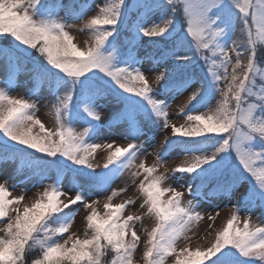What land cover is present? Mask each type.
Wrapping results in <instances>:
<instances>
[{"label":"snow or ice","instance_id":"obj_1","mask_svg":"<svg viewBox=\"0 0 264 264\" xmlns=\"http://www.w3.org/2000/svg\"><path fill=\"white\" fill-rule=\"evenodd\" d=\"M49 5L63 17L38 18ZM91 12L95 15L85 20ZM81 20L91 33L84 49L70 33ZM238 22L247 36L244 41L237 37ZM125 31L129 35L122 41ZM143 38L151 51L138 56ZM0 39L6 44L0 46V80L10 85L23 70L35 83H47L55 97V126L46 129L36 117L34 102L0 89V163L22 153H40L47 169L56 170L57 180L22 209L24 196L8 199L10 192L0 183V219L5 221L0 228L5 233L0 237V264H27L26 255L35 245L39 251L31 264H135L140 243L135 222L141 217L123 215L132 201L113 206L109 196L100 215L95 207L98 201L88 203L80 189H106L142 148L133 142L144 134L141 124H156L155 116L164 118L163 128L169 127L166 94L197 84L188 98L189 103L196 102L191 111L207 107L210 95L219 93L221 99L208 113L187 115V125H172V135L186 139L166 137L161 146L167 145L165 152L157 154L161 161L172 147L184 146L190 158L171 171L188 174L176 178L191 181L187 191L192 199L183 205V192L161 187L165 175L152 177L156 166L139 165L146 173V182L138 186L143 196L140 207L155 222L150 231L145 230L143 262L165 264L167 257L175 256V264H264V227L251 222L253 209H264V69L258 66L264 62V0H103L100 4L95 0H0ZM145 61L150 62L146 69L141 67ZM200 61L203 75L197 79ZM153 72L152 85L158 88L150 85L146 75ZM113 101L121 107L110 114L107 127L121 131L128 143L111 151V143H90L89 139L102 126V103ZM77 123L87 125L82 133L73 127ZM37 126L39 132L34 134ZM101 147L110 152L103 165L106 171L97 178L99 165H93L89 157ZM117 161L116 167H109ZM66 172L82 183L62 189L59 177ZM165 193H171L167 200L162 199ZM60 196L67 199L62 201ZM217 196H236L234 208L247 212L243 226L233 212L210 246L178 250V241L186 239L192 224L202 219L193 201ZM76 204L88 210L85 219L91 235L63 239L79 210H73ZM11 205H16L11 208L14 216L9 212ZM57 234L62 242L51 238Z\"/></svg>","mask_w":264,"mask_h":264},{"label":"rangeland","instance_id":"obj_2","mask_svg":"<svg viewBox=\"0 0 264 264\" xmlns=\"http://www.w3.org/2000/svg\"><path fill=\"white\" fill-rule=\"evenodd\" d=\"M46 1V0H44ZM97 4L103 3V0H95ZM38 18L40 19H47V18H59L63 17V13L57 11L55 13L42 16L40 13L37 14ZM92 15H95V12H91L88 16L85 17L89 19ZM65 23H71L70 20H65ZM84 21H76L75 27L70 29V33L74 36V43L84 49L87 47V41L91 39V33L88 29L83 27ZM125 34H128L126 31L121 34L122 38ZM242 33L240 32V24L238 22V29H237V37L244 41L241 38ZM247 39V36L245 40ZM141 47L138 50L139 54H144L145 51H151L147 47V40L143 38ZM0 46L6 47L4 42H0ZM259 48V45H258ZM234 58V53L231 54ZM41 59V58H40ZM264 63V62H263ZM150 63H144L141 65L142 68L146 69ZM262 69L264 67L262 64L259 63L258 65ZM156 73H146L147 78L149 80L150 85H152V78ZM259 84V80H258ZM154 88H158V85H152ZM224 82H220V87H224ZM33 87V81L31 79V74L28 76L23 75L20 73L18 85L14 88H10L6 85H2L0 83V89L6 91L8 94L16 97V98H23L30 100L36 104V117L45 125L46 129H52L55 126V116L54 110L52 109V104L55 102V98L49 95V92L44 90L40 95L33 97L31 96V89ZM195 90V87L192 88L188 93L184 95H180L175 98H171L167 96L168 99V107H167V117L169 120V127L163 128V117L157 119L153 116V120H156V124L152 123H145L141 124L142 130L144 132L143 135H140L136 138L134 143L138 145H142V148L137 153L136 159L133 161L132 165L127 167V169L120 174L117 178H113L110 184L106 189L95 188L91 186H85L80 190L83 191L86 195L87 202L92 203L93 201H98L95 205L98 213L100 215L104 214V204L107 201V197L112 196L111 204L113 206L125 203L126 201H132L129 203L128 206L123 210V215L126 217L127 215H138L141 217L140 221L135 222V227L137 234L140 236V243L137 247V250L134 254V261L135 264H144L143 262V250L145 246V241L147 240L145 230H151L154 226V220L146 214V209H142L140 204L143 202V196L139 192V184L145 181L146 173H144L143 169L139 168V165L143 163L145 167L151 168L156 166V171L152 173V177H157L160 175H165L167 179L161 185L162 188L166 187H174L176 191H181L184 193L182 196V203L183 205H187L188 201L192 199L188 192L186 191L185 185L189 183L190 180L180 181L176 177L184 175L187 176L188 174H180L170 176V171L178 166H183L186 158H190V156L182 157V158H175L173 156H169L168 158H164L161 161H158V153H163L167 148H162L161 146L165 142V138L172 139L175 141H179L180 139H185L184 137L173 136L172 135V125L176 127H181L187 125L189 122L187 121V115H181L182 111H185L191 104L189 103V97L192 94V91ZM63 93H61L62 95ZM221 99L219 93H217L215 100L210 105V107L202 112H199L195 115H202L209 112V109H215L217 106V102ZM121 107L120 102H109L106 105L103 103L102 109L104 111V120L101 122L103 124L99 129L96 130V134L92 136L90 134L89 142L95 143H111L113 145L114 151L116 147H126L128 140L124 139L121 131H112L109 130L107 127V122L109 120L110 114H112L115 110ZM77 132L82 133L84 131V127L81 125L75 124L73 126ZM39 132V126L33 128V133ZM208 135V134H207ZM32 151V150H30ZM110 150L105 149L103 147L98 148L96 152L89 157L90 162L93 165H99V167L95 168L96 172H100L101 169H104L103 165L107 162V157L109 155ZM39 156H42L40 153H36ZM199 154V153H197ZM234 154V153H233ZM196 155V154H194ZM235 155V154H234ZM62 159V158H61ZM77 167V166H73ZM48 168V162L45 160L43 163L37 167L36 173H29V170L26 167L20 166V163L17 164H3L1 171H0V183L5 184L10 192V196L8 199H13L15 197L24 196V200L20 203V208L22 209L25 204H31L39 196L48 188L49 185H53V181L56 177V170L53 168ZM41 170H45L41 172ZM35 171V170H34ZM138 172L139 174L135 177L132 173ZM194 175V174H193ZM68 176V177H67ZM61 185V188L68 191L73 189L76 185L81 184L82 181L78 180L76 177L68 174ZM25 178V179H24ZM151 178V177H150ZM149 178V179H150ZM23 182H21V180ZM15 182H20L18 185ZM15 186V187H13ZM243 191V190H241ZM115 193V195H113ZM72 198L75 197V192H71ZM171 193H165L162 196L163 200H167L170 197ZM60 200H66L65 196H60ZM193 205L196 211H199L202 215V219L196 221L192 224L190 230L185 233L186 239H181L177 243V249L183 248L184 246H188L190 250H195L197 247L205 248L211 245L214 242L215 235L217 231L221 230L227 223V220L231 217L233 212H236L235 205H232L228 202V200H224L221 204V207L213 208L210 205H205L200 203L199 200L193 201ZM16 207V205H11L9 207V212L11 215H15V213L11 212V208ZM73 210L79 209L75 211L74 219L72 221V226L69 231L63 234V239H66L69 235L75 234L73 238L84 239L86 235H91L90 231L87 230L86 225V213L87 209L82 207L79 204L72 205ZM260 208H255L251 214V222L252 224L260 225L264 227V218L261 217ZM239 226H243V221L247 216V212L244 211L239 214ZM209 216L215 217L214 220L209 219ZM5 221L0 219V228L4 227ZM50 226L55 227L56 224L50 222ZM5 233L0 231V237H3ZM52 239H61L62 238L57 234L51 237ZM41 239H44L41 236ZM71 246L70 244L68 245ZM35 248V249H34ZM39 251V246L35 245L32 251L28 254L35 253ZM111 253H109V257ZM175 263V256H169L166 258L165 264Z\"/></svg>","mask_w":264,"mask_h":264},{"label":"trees","instance_id":"obj_3","mask_svg":"<svg viewBox=\"0 0 264 264\" xmlns=\"http://www.w3.org/2000/svg\"><path fill=\"white\" fill-rule=\"evenodd\" d=\"M241 38L243 39V40H245V38H246V34H244V33H242V35H241ZM0 42H4L2 39H0ZM5 43V42H4ZM42 58V57H41ZM260 64H263V66H264V63L263 62H261ZM211 135V134H210ZM212 135H215V134H212ZM35 249V248H34ZM38 253V251L37 252H35V253H31L30 255H26V261H27V264H31V259L36 255Z\"/></svg>","mask_w":264,"mask_h":264}]
</instances>
